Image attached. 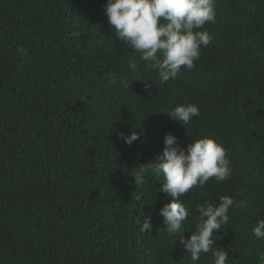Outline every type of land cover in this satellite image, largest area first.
I'll return each instance as SVG.
<instances>
[{"label": "trees", "instance_id": "trees-1", "mask_svg": "<svg viewBox=\"0 0 264 264\" xmlns=\"http://www.w3.org/2000/svg\"><path fill=\"white\" fill-rule=\"evenodd\" d=\"M106 3L0 0V264H193L165 230L160 210L172 198L162 177L149 170L139 187L133 177L169 133L185 148L214 139L232 167L229 179L180 197L190 210L180 235L195 230L199 204L246 200L229 210L213 248L229 253L227 264H259L264 0H214L215 22L199 29L210 43L166 83L121 47ZM178 104H195L199 116L182 125L166 114ZM132 132L140 138L131 144L119 138ZM146 217L152 228L142 233ZM196 264H213L212 253Z\"/></svg>", "mask_w": 264, "mask_h": 264}, {"label": "clouds", "instance_id": "clouds-1", "mask_svg": "<svg viewBox=\"0 0 264 264\" xmlns=\"http://www.w3.org/2000/svg\"><path fill=\"white\" fill-rule=\"evenodd\" d=\"M103 7L121 47L139 53L140 59L157 72L160 83L177 79L182 68L191 70L202 46L206 47L212 39L206 30L199 29L215 22L214 0H107ZM129 67L134 70L137 65L130 63ZM129 85L123 84L126 89ZM166 114L186 126L200 112L195 104H178ZM119 138L131 144L140 136L136 132L128 136L120 133ZM138 169L133 175L137 187L143 184L144 173L149 170L162 177L161 190L172 198L160 210L165 230L176 239L179 237L193 264L199 261L201 253L208 252L212 253L213 264H227L229 253L213 248V234L228 223L231 208L248 206L246 200L224 195L219 197L218 205L208 201L199 204L195 230L189 238L180 235L190 211L180 197L194 187H204L212 178L217 183L230 178L232 167L225 148L209 137L193 140L185 148L169 133L164 137V148L156 162ZM151 228L150 217H146L140 231L148 233ZM252 235L264 240V219L257 220ZM258 260L264 264V253L258 254Z\"/></svg>", "mask_w": 264, "mask_h": 264}]
</instances>
